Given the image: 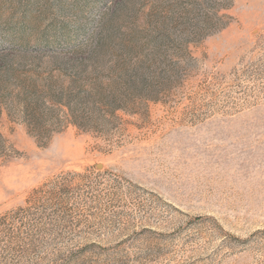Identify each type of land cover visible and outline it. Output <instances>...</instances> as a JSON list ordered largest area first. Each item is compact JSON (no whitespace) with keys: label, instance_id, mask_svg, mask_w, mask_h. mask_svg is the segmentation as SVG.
<instances>
[{"label":"rangeland","instance_id":"rangeland-1","mask_svg":"<svg viewBox=\"0 0 264 264\" xmlns=\"http://www.w3.org/2000/svg\"><path fill=\"white\" fill-rule=\"evenodd\" d=\"M0 264H264V0H0Z\"/></svg>","mask_w":264,"mask_h":264}]
</instances>
